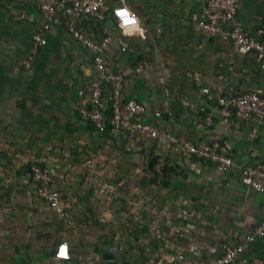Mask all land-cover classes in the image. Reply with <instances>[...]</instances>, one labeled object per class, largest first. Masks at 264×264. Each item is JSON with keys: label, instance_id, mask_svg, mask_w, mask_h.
Listing matches in <instances>:
<instances>
[{"label": "crops", "instance_id": "crops-1", "mask_svg": "<svg viewBox=\"0 0 264 264\" xmlns=\"http://www.w3.org/2000/svg\"><path fill=\"white\" fill-rule=\"evenodd\" d=\"M39 1L0 0V264H15L21 251L39 264H125L121 253L136 242L142 249L128 260L137 264H193L190 251L177 258L186 243L243 242L264 219V193L244 184L240 172L264 162V123L251 139L257 122L222 118L202 89L220 95L264 88L255 54H240L231 41L197 28L193 14L207 0H104L110 9L134 10L138 23L122 29L108 10L77 24L95 40L112 31L129 42V49L112 48L107 58L118 68L144 65L127 79L124 94L146 105L144 118L159 134L133 136L113 124L101 131L81 115L80 90L102 85L107 110L112 85L70 33V16L53 19L48 43L30 69L22 63L40 21ZM30 13L34 21L26 19ZM236 21L251 33L264 26V0H240ZM168 134L196 144L219 140L235 164L220 171L210 160L176 153ZM29 163L55 174L71 217H60L39 196ZM180 223L191 241L174 233ZM123 232L128 239L120 238ZM145 235L148 243L141 240ZM62 241L69 244V261L54 257ZM108 244L119 247L115 260L102 257ZM203 256L215 263L205 250ZM246 256L264 259V234Z\"/></svg>", "mask_w": 264, "mask_h": 264}, {"label": "built area", "instance_id": "built-area-1", "mask_svg": "<svg viewBox=\"0 0 264 264\" xmlns=\"http://www.w3.org/2000/svg\"><path fill=\"white\" fill-rule=\"evenodd\" d=\"M240 0H207L205 6L193 14L197 28L206 36H217L223 40L231 41L235 50L240 54L254 53L264 70V26L258 27L254 33L244 29L236 21ZM40 21L32 37L29 53L23 59L25 68L30 69L41 49L47 45V33L51 30L53 19L59 14L68 15L72 21L68 23L70 33L82 42L93 54V61L100 73L101 80L112 85V119L116 130H126L136 136H157V126L144 118L147 112L146 105L136 99L127 100L124 89L129 77L143 71L144 65H127L122 68L113 67L107 58V52L112 48H120L122 51L129 49V42L115 32H109L101 40H95L81 31L77 21L85 16L103 18L105 11L110 12L112 18L122 29H126L138 23L137 13L126 5L114 6L111 9L104 0H40ZM26 19L35 20V15L30 13ZM135 21V22H133ZM229 24L228 28L224 25ZM203 92L215 102V109L224 119H236L239 121L255 120L256 126L250 131V138L256 139L259 135V125L264 123V88H256L243 93H228L215 95L209 87H204ZM104 87L100 84L88 89L80 90V95L85 99L79 106L81 115L94 123L96 127L104 131L106 127L107 113L103 99ZM156 112L155 116H160ZM209 125L214 123V112L207 117ZM167 139L176 153L207 159L214 162L220 171H226L235 164L234 158L221 151L219 140L213 142H201L196 144L189 139L168 134ZM242 181L257 192L264 193V162L244 166L240 170ZM31 175L39 186V196L60 217H71L66 209L64 192L56 187L58 179L55 174L37 164L32 166ZM174 233L180 239L191 241L183 223L174 226ZM264 234V219L259 223L253 233H250L243 242L238 244L216 243L202 245L197 242L186 243L179 249L178 259H185L190 251V259L193 264H208V259L203 256V250L208 255L215 257L214 264H232L240 260L243 264H264L261 257L246 256L257 236ZM141 240L148 243V237L142 236ZM186 241V240H185ZM188 242V241H186ZM188 245L189 248L187 247ZM58 260H71L70 247L67 241L58 244L54 253Z\"/></svg>", "mask_w": 264, "mask_h": 264}, {"label": "trees", "instance_id": "trees-1", "mask_svg": "<svg viewBox=\"0 0 264 264\" xmlns=\"http://www.w3.org/2000/svg\"><path fill=\"white\" fill-rule=\"evenodd\" d=\"M106 113H107V120H106V127H105V130H107L108 127H112V123H111V119H112L111 103L109 104V107H108V109L106 110ZM91 123H92V122H91ZM33 165H34L33 163H29L28 165H26L27 170L32 171V166H33ZM37 165H39V166H41V167H44V166L41 165V164H37ZM154 166H155L154 163L151 161V164H150L149 169H150V170L153 169ZM4 167H7V166L4 165ZM133 232H134V233H138V230H137V229H134ZM135 237H136V239H137L139 236H138V235H135ZM111 238H112L111 241H112L113 243H116L115 240H114V236L111 237ZM138 249H139V250L142 249V246H141V244H139L138 242H136L135 244H134V243L130 244V247H129L128 249L124 250V251L121 253V255H122L121 257H122V259L124 260L125 264H137L136 261H130V260H128V259H130L128 256H129L130 253L133 254V251H134V250H138ZM135 260H137V259H135ZM105 263H106V262H105Z\"/></svg>", "mask_w": 264, "mask_h": 264}, {"label": "water", "instance_id": "water-1", "mask_svg": "<svg viewBox=\"0 0 264 264\" xmlns=\"http://www.w3.org/2000/svg\"><path fill=\"white\" fill-rule=\"evenodd\" d=\"M119 247L117 245L108 244V248L102 253V257L108 261L115 260L118 254ZM25 251H21L19 254L15 256L14 263L15 264H39L38 260H29L25 256Z\"/></svg>", "mask_w": 264, "mask_h": 264}, {"label": "rangeland", "instance_id": "rangeland-1", "mask_svg": "<svg viewBox=\"0 0 264 264\" xmlns=\"http://www.w3.org/2000/svg\"><path fill=\"white\" fill-rule=\"evenodd\" d=\"M98 235V233H96ZM120 238L121 239H128V236H127V233L126 232H123L121 235H120ZM120 239V240H121Z\"/></svg>", "mask_w": 264, "mask_h": 264}, {"label": "clouds", "instance_id": "clouds-1", "mask_svg": "<svg viewBox=\"0 0 264 264\" xmlns=\"http://www.w3.org/2000/svg\"><path fill=\"white\" fill-rule=\"evenodd\" d=\"M135 22V21H134Z\"/></svg>", "mask_w": 264, "mask_h": 264}, {"label": "snow or ice", "instance_id": "snow-or-ice-1", "mask_svg": "<svg viewBox=\"0 0 264 264\" xmlns=\"http://www.w3.org/2000/svg\"><path fill=\"white\" fill-rule=\"evenodd\" d=\"M134 22V21H133Z\"/></svg>", "mask_w": 264, "mask_h": 264}]
</instances>
